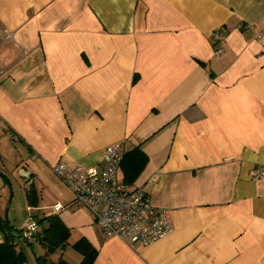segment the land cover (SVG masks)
Masks as SVG:
<instances>
[{"label":"crops","instance_id":"crops-1","mask_svg":"<svg viewBox=\"0 0 264 264\" xmlns=\"http://www.w3.org/2000/svg\"><path fill=\"white\" fill-rule=\"evenodd\" d=\"M262 27L264 0H0V142L23 148L38 192L29 211L69 230L51 262L60 252L80 264L73 244L85 239L92 264H264V181L249 178L264 164ZM117 141L148 157L133 182L122 166L119 180L174 225L146 247L106 237L50 168H102Z\"/></svg>","mask_w":264,"mask_h":264},{"label":"built area","instance_id":"built-area-1","mask_svg":"<svg viewBox=\"0 0 264 264\" xmlns=\"http://www.w3.org/2000/svg\"><path fill=\"white\" fill-rule=\"evenodd\" d=\"M10 34H8V37ZM264 39V27L256 34ZM227 33L222 28L212 31L214 54L224 52ZM126 145L117 141L102 149L104 167H84L60 161L51 171L73 194L74 202L90 210L94 221L106 237H116L130 245L148 246L174 230L168 209L154 205L141 187L130 189L118 178V172L126 154ZM252 181H264V164L249 170ZM65 206L56 202L50 206L52 213ZM36 220L30 219L25 227L27 239L38 232Z\"/></svg>","mask_w":264,"mask_h":264},{"label":"trees","instance_id":"trees-1","mask_svg":"<svg viewBox=\"0 0 264 264\" xmlns=\"http://www.w3.org/2000/svg\"><path fill=\"white\" fill-rule=\"evenodd\" d=\"M147 155L139 148L127 151L122 162V169L126 182L135 180L147 162ZM32 217V216H30ZM44 225L40 232L33 235L35 241L46 249L43 255L36 256L38 264H68L63 259L51 262L47 256L55 252L57 248L64 247L69 236V230L57 215H48L39 218L37 222ZM0 233L3 241L0 243V264H24L27 262L26 253L16 241V235L8 227L6 220L0 215ZM25 240V239H24ZM31 247L33 244L25 240ZM73 248L82 255L80 264H92L97 256V250L85 239L78 240ZM36 252V251H35Z\"/></svg>","mask_w":264,"mask_h":264},{"label":"rangeland","instance_id":"rangeland-1","mask_svg":"<svg viewBox=\"0 0 264 264\" xmlns=\"http://www.w3.org/2000/svg\"><path fill=\"white\" fill-rule=\"evenodd\" d=\"M20 147L18 144L8 143L4 145L0 142V214L7 224L21 231V236H17L16 241L23 249L28 247L30 255L36 259L39 252H42L39 244H36L34 237L30 236L28 241L33 244L32 248L24 240V237L26 236L25 227L29 222L30 215L36 221L40 218V214L35 208H32V211H29L28 208L31 197L36 196L38 192L34 191V186L25 182L24 177L21 175L28 164H22L21 154H23V148ZM58 254L60 256V252H58L51 257L54 262L58 260ZM74 255L79 256V253L72 247H68L64 253L66 259L70 260Z\"/></svg>","mask_w":264,"mask_h":264},{"label":"water","instance_id":"water-1","mask_svg":"<svg viewBox=\"0 0 264 264\" xmlns=\"http://www.w3.org/2000/svg\"><path fill=\"white\" fill-rule=\"evenodd\" d=\"M21 175L24 177L25 181H27V179L29 178V174H28L27 172H25V171H22V174H21ZM8 227H9L10 231H11L12 233H14L16 236H21V231L16 230L15 228H13L12 226H10L9 224H8ZM18 234H19V235H18ZM24 239H25V240H28L26 236L24 237ZM2 241H3V239H2V235H1V233H0V243H1Z\"/></svg>","mask_w":264,"mask_h":264}]
</instances>
